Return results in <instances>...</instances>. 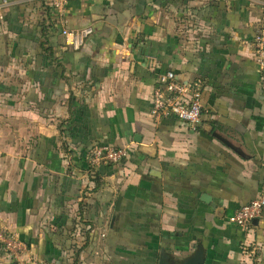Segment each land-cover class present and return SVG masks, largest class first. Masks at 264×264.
Returning a JSON list of instances; mask_svg holds the SVG:
<instances>
[{
  "label": "crops",
  "instance_id": "1",
  "mask_svg": "<svg viewBox=\"0 0 264 264\" xmlns=\"http://www.w3.org/2000/svg\"><path fill=\"white\" fill-rule=\"evenodd\" d=\"M259 1L0 0V223L25 243L0 264H264V211L229 221L264 186ZM167 70L203 83L195 129L151 113ZM94 145L129 156L87 173Z\"/></svg>",
  "mask_w": 264,
  "mask_h": 264
},
{
  "label": "built area",
  "instance_id": "2",
  "mask_svg": "<svg viewBox=\"0 0 264 264\" xmlns=\"http://www.w3.org/2000/svg\"><path fill=\"white\" fill-rule=\"evenodd\" d=\"M68 0H48V3L59 14L66 10ZM260 19L259 30L254 37V57L260 70V90L264 96V0L259 1ZM4 3L0 4V18L4 17ZM63 34L71 35L68 45L79 48L86 37L93 32L92 27L76 30L63 28ZM204 110L203 83L201 80L181 82L173 70H167L158 76V85L153 91L152 115L161 119L175 116L186 125L196 128ZM129 156L126 146L94 145L88 152L89 167L87 173L102 164H119ZM264 211V186L250 202L239 208L229 217V221L249 231L255 217L263 215ZM25 243L19 234L9 226L0 223V253L18 259Z\"/></svg>",
  "mask_w": 264,
  "mask_h": 264
},
{
  "label": "water",
  "instance_id": "3",
  "mask_svg": "<svg viewBox=\"0 0 264 264\" xmlns=\"http://www.w3.org/2000/svg\"><path fill=\"white\" fill-rule=\"evenodd\" d=\"M260 218H261V216H259V217H255V218L252 220V223H253V224L257 223V222L259 221ZM164 260H165V259L163 258V259L161 260V263H160V264H165V263H164ZM201 260H202V259L199 258L198 255H195V256H193V257L187 259L185 262H183V263H181V264H198L199 262H202Z\"/></svg>",
  "mask_w": 264,
  "mask_h": 264
},
{
  "label": "trees",
  "instance_id": "4",
  "mask_svg": "<svg viewBox=\"0 0 264 264\" xmlns=\"http://www.w3.org/2000/svg\"><path fill=\"white\" fill-rule=\"evenodd\" d=\"M92 149V147L88 150V151H90ZM94 175H95V173H94ZM82 211V210H81ZM82 215V214H81ZM78 228V230L77 231H81L82 230V227H81V225H79L78 227L76 226V229Z\"/></svg>",
  "mask_w": 264,
  "mask_h": 264
}]
</instances>
